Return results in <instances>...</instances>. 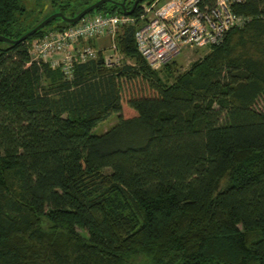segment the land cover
<instances>
[{
    "label": "trees",
    "instance_id": "1",
    "mask_svg": "<svg viewBox=\"0 0 264 264\" xmlns=\"http://www.w3.org/2000/svg\"><path fill=\"white\" fill-rule=\"evenodd\" d=\"M25 1L0 0L1 35L48 16ZM233 10L247 22L184 70L152 68L138 23L116 36L119 64L99 50L70 77L29 43L74 23L0 41V264H264V0Z\"/></svg>",
    "mask_w": 264,
    "mask_h": 264
},
{
    "label": "built area",
    "instance_id": "2",
    "mask_svg": "<svg viewBox=\"0 0 264 264\" xmlns=\"http://www.w3.org/2000/svg\"><path fill=\"white\" fill-rule=\"evenodd\" d=\"M245 0H171L161 8L160 0L140 3L136 15L124 13H93L59 31H48L29 43L31 61L49 63L70 77L76 62L94 59L103 52L107 66L119 64L123 59L116 36L120 27L141 22L135 32V41L142 56L154 69L171 60L184 48L200 50L223 42L226 33L242 27L248 17L233 10ZM164 6V5H163ZM176 9L172 19H166L164 10ZM108 36L107 47L88 44ZM107 50L110 53H107Z\"/></svg>",
    "mask_w": 264,
    "mask_h": 264
},
{
    "label": "rangeland",
    "instance_id": "3",
    "mask_svg": "<svg viewBox=\"0 0 264 264\" xmlns=\"http://www.w3.org/2000/svg\"><path fill=\"white\" fill-rule=\"evenodd\" d=\"M85 0H71L70 1V8L65 9V15L68 16L70 15V11H77L83 6L78 4L80 2H83ZM91 2H94L96 0H89ZM168 1L171 0H160V6L165 5ZM27 8L31 11L33 19H41L46 15H49L53 12L59 11L60 3L59 2H52L51 0H26L25 1ZM65 3V2H64ZM63 3V4H64ZM177 10L176 9H169L164 10L166 19H172L175 17ZM138 25H142L141 22H138ZM124 27V26H123ZM123 27H120V30H122ZM99 44L96 43V46L99 48V46L102 47H107L109 45V40L108 36H102L100 39H98ZM197 51V52H195ZM207 50H183L174 60L176 61L177 67L180 70H184L189 67L190 63L194 61L198 56H201L206 53ZM107 53H110V51L107 50ZM189 55V58L187 59V56ZM163 66V65H162ZM159 70V69H158ZM132 110V109H131ZM126 105H124L123 111H122V116L123 117H129L134 115V113L131 111ZM134 111V110H133ZM118 119V113H113L110 116H108L106 119L100 121L94 128L92 129V132L94 134H101L105 132L107 129H109L114 123H116ZM225 183V180L222 181L221 185L223 186Z\"/></svg>",
    "mask_w": 264,
    "mask_h": 264
},
{
    "label": "water",
    "instance_id": "4",
    "mask_svg": "<svg viewBox=\"0 0 264 264\" xmlns=\"http://www.w3.org/2000/svg\"><path fill=\"white\" fill-rule=\"evenodd\" d=\"M139 1H143V0H134L130 9L125 8V0H123L121 2H117L116 0H96L93 3L87 5L85 8H83L81 11H79L74 16H66L62 11L53 12V13L49 14L46 18H44L42 21H40L36 26H34L30 30H28L26 33L21 35L19 38L11 39L9 37H6V36L0 34V41L8 42L11 44L22 42V41L26 40L28 37L32 36L38 30L44 28L47 24H49L50 22H52L56 18H60L67 23H76L83 16L92 12L93 10H95L96 8L100 7L102 4H105L107 2H111V3H115V4L120 5L121 10L124 14L131 15V14H133V12L137 6V3Z\"/></svg>",
    "mask_w": 264,
    "mask_h": 264
},
{
    "label": "crops",
    "instance_id": "5",
    "mask_svg": "<svg viewBox=\"0 0 264 264\" xmlns=\"http://www.w3.org/2000/svg\"><path fill=\"white\" fill-rule=\"evenodd\" d=\"M167 6V4L166 5H164V6H162L161 8H164V7H166ZM209 48H203V49H200V50H198V51H202V50H208ZM183 50H188V48H184ZM182 50V51H183ZM190 51H192L191 49H189ZM181 51V52H182ZM180 52V53H181ZM195 52H197V51H195ZM180 53H178L177 55H175L171 60H169V61H167V62H165L164 64H162L163 66L166 64V63H168V62H171V61H173ZM199 57V56H198ZM197 57V58H198ZM189 58V55L187 56V59ZM129 62V61H128ZM160 66V68L159 69H161L163 66ZM158 70V69H157Z\"/></svg>",
    "mask_w": 264,
    "mask_h": 264
},
{
    "label": "flooded vegetation",
    "instance_id": "6",
    "mask_svg": "<svg viewBox=\"0 0 264 264\" xmlns=\"http://www.w3.org/2000/svg\"><path fill=\"white\" fill-rule=\"evenodd\" d=\"M117 2H121V1H123V0H116ZM133 1L134 0H125V8L126 9H130L131 8V6H132V4H133ZM141 3V1H139L138 3H137V5H139ZM113 4H115V3H113ZM118 7H120L121 8V6L120 5H118V4H116Z\"/></svg>",
    "mask_w": 264,
    "mask_h": 264
}]
</instances>
